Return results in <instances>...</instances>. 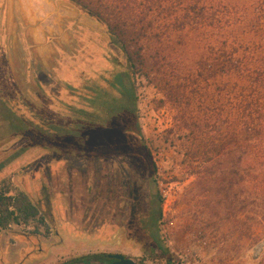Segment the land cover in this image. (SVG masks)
I'll use <instances>...</instances> for the list:
<instances>
[{
	"label": "rangeland",
	"instance_id": "rangeland-1",
	"mask_svg": "<svg viewBox=\"0 0 264 264\" xmlns=\"http://www.w3.org/2000/svg\"><path fill=\"white\" fill-rule=\"evenodd\" d=\"M3 67L12 70L20 87V92L5 96L20 113H41L47 133L52 131L50 122L76 125V133L83 134L96 153L101 145L124 144L140 130L156 167L152 178L150 164L141 156L90 160L63 154L73 158L74 165L42 148L22 151L27 137L0 130V165L5 163L0 179L12 177L55 232H24L15 223L11 230L0 228V241L6 239L14 252L21 246L25 250L11 264H84L110 253L166 264L174 263L177 249L199 247L201 264H264V248L256 249L264 241V217L258 214L262 207L257 213L246 195L236 217L225 214L204 180L211 163L199 155L191 158L189 131L177 121L169 102H159L164 96L147 77L135 76L133 134L126 131L130 119L114 118L102 128L90 125L94 116L78 112L92 110L95 94L89 86L110 90L109 82L128 68L94 18L67 0H0V76ZM129 169L139 174L136 213L130 211L123 177ZM162 186L172 191V198L167 207L162 203L157 229L149 215ZM56 229L64 240L57 239ZM156 236L164 251L152 247Z\"/></svg>",
	"mask_w": 264,
	"mask_h": 264
},
{
	"label": "trees",
	"instance_id": "trees-1",
	"mask_svg": "<svg viewBox=\"0 0 264 264\" xmlns=\"http://www.w3.org/2000/svg\"><path fill=\"white\" fill-rule=\"evenodd\" d=\"M67 1L103 27L128 66L109 82L110 90L89 86L95 94L90 99L92 110L78 112L94 116L90 125L102 128L125 117L130 119L126 131L133 134L137 130L134 81L143 74L164 96L159 102H169L177 121L189 131L191 158L199 155L211 163L210 176L204 180L225 214L236 217L247 195L257 213L262 207L258 214L264 217V0ZM2 70L0 130L27 137L22 151L42 148L93 160L126 147L150 164L155 178L156 167L140 130L128 145H101L93 153L84 135L76 133V125L50 122L52 131L47 133L41 113L30 110L31 117L20 113L5 96L20 92L18 81L10 68ZM4 166L0 165V174ZM155 197L152 224L158 229L163 201L158 194ZM38 212L12 177L0 179V228L11 230L20 218ZM152 247L163 250L159 236Z\"/></svg>",
	"mask_w": 264,
	"mask_h": 264
},
{
	"label": "built area",
	"instance_id": "built-area-1",
	"mask_svg": "<svg viewBox=\"0 0 264 264\" xmlns=\"http://www.w3.org/2000/svg\"><path fill=\"white\" fill-rule=\"evenodd\" d=\"M161 198L164 202L165 207L171 204L172 191L165 186H162L161 189ZM15 225L18 226L20 231L29 232L30 230H37L43 234H48L50 236L54 235V229L47 220V218L40 213L35 217H30L26 220L19 219ZM201 249H193L192 251H183L177 249L174 253V263L175 264H201Z\"/></svg>",
	"mask_w": 264,
	"mask_h": 264
},
{
	"label": "flooded vegetation",
	"instance_id": "flooded-vegetation-1",
	"mask_svg": "<svg viewBox=\"0 0 264 264\" xmlns=\"http://www.w3.org/2000/svg\"><path fill=\"white\" fill-rule=\"evenodd\" d=\"M130 141V140H129ZM129 141L127 142H124L126 143L125 145H128ZM113 143H116V142H113ZM113 143H110V144H113ZM120 144V143H118ZM116 154L115 155H108V156H105L104 158H113V157H118L120 159H128V158H132V157H137V156H140L138 154H135V153H129L127 151V149L125 147H120L118 148L116 151ZM124 180H125V185H127V189H129V201H130V211L133 213V212H137V209H138V202H139V197H138V194H139V174L136 170H132L130 171H127V170H124ZM154 215H155V208L153 207L152 205V208L150 209V215H149V218L152 219L153 221V218H154ZM114 254H121V253H110L108 255H105V256H99L98 257V260H93L91 262H87V263H111V262H114L116 261V259L114 257H112V255ZM125 256V258L127 259H132L136 264H149V262L147 260H143V259H136L132 256H129V255H126V254H122ZM100 258V259H99ZM166 264H174L172 263L171 260L167 261Z\"/></svg>",
	"mask_w": 264,
	"mask_h": 264
},
{
	"label": "crops",
	"instance_id": "crops-1",
	"mask_svg": "<svg viewBox=\"0 0 264 264\" xmlns=\"http://www.w3.org/2000/svg\"><path fill=\"white\" fill-rule=\"evenodd\" d=\"M59 157L62 159V161H66V162H68L70 164H74L73 163L74 159L71 158V157H70L71 158L70 159L69 156H64L63 154H60ZM85 160H86V158H85ZM88 165H89V161L87 159L85 166H88ZM56 231H57V236H56L57 239H61V240L63 239L64 240V238L62 236H60V234H59L57 229H56ZM5 240L4 241L3 240L0 241V264H11L13 261H16V260L19 261V254L22 253V254L25 255V250L22 249V246H21V247H19L18 250H16L14 252L13 251L14 250L13 246L10 245L9 243H7ZM15 255H16V257H15ZM24 262L25 261H22L21 264H24Z\"/></svg>",
	"mask_w": 264,
	"mask_h": 264
},
{
	"label": "water",
	"instance_id": "water-1",
	"mask_svg": "<svg viewBox=\"0 0 264 264\" xmlns=\"http://www.w3.org/2000/svg\"><path fill=\"white\" fill-rule=\"evenodd\" d=\"M264 248V241H262L258 246H257V252H260ZM116 259V261L111 262V263H84V264H136L132 259H127L125 258L124 255L122 254H114L112 255Z\"/></svg>",
	"mask_w": 264,
	"mask_h": 264
}]
</instances>
